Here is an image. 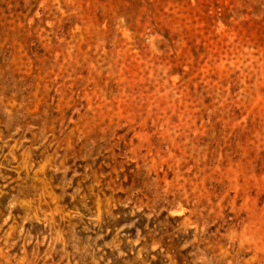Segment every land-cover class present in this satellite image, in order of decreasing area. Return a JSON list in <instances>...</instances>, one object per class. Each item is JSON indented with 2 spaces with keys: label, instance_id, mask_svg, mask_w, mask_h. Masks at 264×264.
Wrapping results in <instances>:
<instances>
[{
  "label": "rangeland",
  "instance_id": "rangeland-1",
  "mask_svg": "<svg viewBox=\"0 0 264 264\" xmlns=\"http://www.w3.org/2000/svg\"><path fill=\"white\" fill-rule=\"evenodd\" d=\"M0 264H264V0H0Z\"/></svg>",
  "mask_w": 264,
  "mask_h": 264
}]
</instances>
